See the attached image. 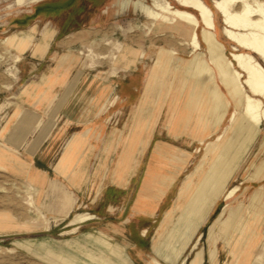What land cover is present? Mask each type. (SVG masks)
<instances>
[{
    "label": "rangeland",
    "instance_id": "obj_1",
    "mask_svg": "<svg viewBox=\"0 0 264 264\" xmlns=\"http://www.w3.org/2000/svg\"><path fill=\"white\" fill-rule=\"evenodd\" d=\"M45 1L50 0H0V41L10 35V31L4 29L14 15L23 14ZM165 1L144 0V4L153 7L155 2L164 5ZM168 1L173 8L183 9L175 0ZM83 3L72 5L69 13L61 18V21L64 19L62 26L66 29L88 26V21L80 19L78 13L82 10L80 6L85 5V10L92 9L102 15L99 21L102 28L92 39L72 46L69 51L77 56L72 68L97 78L118 79L124 74L130 81L134 77L137 93H142L123 142L122 133L118 135V144L122 146L115 151L116 161L108 165L110 176L114 167L115 181H124L127 173L132 178L123 193L113 186L104 192L102 201L93 204L79 202L72 210L75 198L62 185L53 184L54 192L46 197V203H42V189L33 185L32 177L26 179L23 174L0 170V264H264V198L255 213L250 214L245 209L228 238L224 237L223 231L230 227L227 216L217 220L225 205L236 207L243 203L246 207L254 191L264 188V175L258 179L251 178L254 172L252 164H259L264 158V146L261 147L264 145V124L255 125L257 133L244 143L242 139L248 132L249 123L240 112L236 113L235 121L230 120L234 109L226 97L228 108L221 125L212 131L202 128L198 117L205 93L199 98L191 89L195 84L199 87L201 84L192 77L191 61L200 54L210 64L205 44L200 41V49L193 51L180 33L174 32L169 36L167 32L157 31L138 7H120L118 0ZM209 4L213 5L212 0ZM214 23L212 32L224 45L230 59L231 52L242 49L226 38L219 12L214 13ZM201 27L200 24L197 30L199 38ZM33 28L36 27H32L31 32ZM116 41L124 53L122 59L112 62L111 54H118ZM99 55L107 57L99 59ZM19 60L0 43V76L3 73L11 75L10 72H14L15 77L20 75L23 67ZM260 62L264 66L261 59ZM209 66L214 73V82L219 85L217 70ZM207 82L208 85L213 83ZM23 84L19 83V89ZM219 88L225 91L223 87ZM18 100L17 97L3 98L0 102L6 101L11 105ZM116 100L117 96H113L102 111ZM3 106L0 105V126L6 122L3 127L6 128L12 112ZM111 122L112 126H121L118 121ZM156 142L169 147L173 156L152 164ZM0 153V168H8L9 164L11 168L25 172L26 165L14 154L2 147ZM138 153L143 154L136 162ZM11 157L14 160L7 163ZM237 157H240L239 163L230 178L226 183L219 181L227 189L237 185L239 190L235 196L225 201L226 190L220 193L202 224V220L194 227L170 224L171 217H175L181 207L185 212L197 207L203 193L209 203L215 181L234 164ZM96 167L97 163L91 162V175L97 171ZM154 172L160 177L154 176ZM113 176L109 178L112 181ZM202 182H207L205 187ZM188 183H191L189 188ZM59 190H62L59 199L63 213L67 215L72 210L65 218L61 216L59 207ZM31 194L33 199L29 200L27 196ZM106 204H111L108 211L104 209ZM135 204L140 209H152L153 212L137 214ZM246 219L249 224L237 234ZM211 226L215 229L218 252L215 261L209 253L207 234ZM239 238L242 241L237 242Z\"/></svg>",
    "mask_w": 264,
    "mask_h": 264
},
{
    "label": "crops",
    "instance_id": "obj_2",
    "mask_svg": "<svg viewBox=\"0 0 264 264\" xmlns=\"http://www.w3.org/2000/svg\"><path fill=\"white\" fill-rule=\"evenodd\" d=\"M93 1H45L23 14L14 15L4 29L10 31V35L4 38L9 46L7 50L15 55L16 60L21 57L18 63L23 69L17 77L13 76L14 72L0 76V99L19 98L11 105L6 101L0 102L3 108L6 106L12 112L6 128H3L6 122L0 126V147L14 154L26 165V169L19 172L7 164L8 168L0 170L23 174L26 179L32 177L33 185L42 189V203H46V197L54 192L53 184L62 185L63 189L73 193L75 201L72 210L79 202L93 204L102 201L104 192L113 186L122 193L127 189L132 175L127 173L124 181H115L113 167L112 181L108 165L116 161L115 151L121 145L118 144V135L122 133L123 142L142 95L137 93L134 77L130 81L124 74L118 79L97 78L72 68L75 55L69 50L99 34L102 15L92 9L85 10V5H81L82 10L78 12L80 19L89 24L70 29L62 26L64 19L61 21V18L69 13L73 4ZM34 26L36 28L31 32ZM20 82L24 84L19 89ZM113 96H117L116 102L102 111ZM124 115L128 117L124 118ZM111 121H118L121 126H112ZM157 142L155 145L161 144ZM142 154H137L136 162ZM9 160L7 163H12L14 159L11 157ZM91 162L97 163L95 175L90 174ZM60 196L62 190L58 201L61 216L65 218L72 210L67 215L63 213ZM210 202L205 201L203 193L197 207L186 212L181 207L176 216L171 217L173 222L170 224L194 227L200 224V220L201 224L204 223L209 212L205 214L204 209ZM110 207L111 204H106L104 209L108 211ZM134 208L140 215L153 212L152 209H140L136 204Z\"/></svg>",
    "mask_w": 264,
    "mask_h": 264
},
{
    "label": "bare ground",
    "instance_id": "obj_3",
    "mask_svg": "<svg viewBox=\"0 0 264 264\" xmlns=\"http://www.w3.org/2000/svg\"><path fill=\"white\" fill-rule=\"evenodd\" d=\"M118 1L119 6L123 8H129L130 6H134L135 8L138 7L140 12H143L146 15L148 19L147 22H149L152 27L157 28V31L167 32L169 36H173L174 32L180 33L184 37L186 45L191 46L193 51L200 49V41L205 44L210 64L207 60L205 61L206 58L204 59L203 55L200 54L195 56L191 61L193 68L192 77L193 79L196 78V80L201 81L200 87L198 84H195V88L191 89L193 90V93H197L198 97L200 96L199 98L205 93L201 105V113L198 117L200 125L208 131H212L221 125L227 113V97L229 103L234 109L230 120L235 121L236 113L240 112L249 123L248 132H245L246 136L244 135L242 141L246 143L247 141L252 140V137L257 133L254 126L258 123L264 124V67L256 59V57H258L264 62V0H212L213 7L222 16L226 38L233 42L235 46L242 49L237 50L234 48L235 51L230 53V59L227 58L224 45L217 40L212 32L215 28L213 13L202 0H175L181 7H183V9L173 8L168 0L165 1L164 5L155 2L153 7H147L144 4V0ZM191 10H193L195 14ZM200 24L202 25V29L199 38L197 30ZM0 43L5 45L6 48L9 47L4 39H2ZM116 44L118 46L115 50L118 51V54H111L110 59L112 62L123 58L124 52L119 47V42L116 41ZM89 52L92 54L91 49H89ZM76 57L74 56V59H76ZM106 57L107 56L105 55H99L98 58L102 59ZM209 65H212L217 70L219 85L214 82V73ZM186 69L188 71V68ZM242 77H244L243 81L241 80ZM208 80L213 83L208 85ZM219 86L223 87L225 91L222 92ZM263 146L264 145L262 144L261 147ZM172 153L173 152L169 147L157 144L154 146L151 162L152 164H156V162L162 161L165 158H171L173 156ZM238 159H240V157H237L234 164H232L229 169H225L219 176L218 180L215 181V186L211 190V204L215 203L218 195L225 190V201L232 199L239 190L237 185L227 189L224 187V184L221 185V182L219 183V181L226 183L230 178L235 166L239 163ZM252 166L254 172L251 178H257L264 175V158L259 164L253 163ZM153 174L156 177H160L156 172ZM215 174L217 175L218 173ZM202 183L203 187L207 184V182ZM190 186L191 183H188L187 187L189 188ZM27 197L29 200L33 199L32 194ZM263 198L264 188L259 187L254 191L248 206L244 207L243 203H240L236 207L225 205L221 209L217 215V220L227 216L230 223V227L223 230L225 238H228L233 226L237 224L240 216L246 212L245 209H247L250 214L255 213L257 206L263 201ZM211 204L205 207V214L210 210L212 206ZM247 218L250 220L249 216ZM247 223L249 224V221L247 222L246 219L244 224L238 229L237 234L241 233L242 228L245 227ZM207 235L208 241L210 242L209 253L211 259L215 261L218 257V252L216 248L215 229L213 226L209 228ZM199 237H201V235ZM240 241H242L241 238H239L237 242ZM230 254H232V249L230 250Z\"/></svg>",
    "mask_w": 264,
    "mask_h": 264
},
{
    "label": "trees",
    "instance_id": "obj_4",
    "mask_svg": "<svg viewBox=\"0 0 264 264\" xmlns=\"http://www.w3.org/2000/svg\"><path fill=\"white\" fill-rule=\"evenodd\" d=\"M210 9H211V11H212V13H213V20H214V13H216L217 12V10L213 7V5H210L209 4V0H202ZM218 13V12H217ZM214 25H215V23H214ZM256 59L260 62V59L258 58V57H256ZM261 63V62H260ZM262 64V63H261ZM263 66V65H262ZM264 67V66H263Z\"/></svg>",
    "mask_w": 264,
    "mask_h": 264
}]
</instances>
